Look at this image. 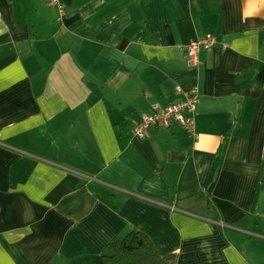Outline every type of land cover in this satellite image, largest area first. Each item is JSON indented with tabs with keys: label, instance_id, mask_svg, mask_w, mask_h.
Listing matches in <instances>:
<instances>
[{
	"label": "crops",
	"instance_id": "obj_1",
	"mask_svg": "<svg viewBox=\"0 0 264 264\" xmlns=\"http://www.w3.org/2000/svg\"><path fill=\"white\" fill-rule=\"evenodd\" d=\"M0 0V264H264V0ZM207 34L217 44L188 45ZM197 88L196 134L145 113Z\"/></svg>",
	"mask_w": 264,
	"mask_h": 264
},
{
	"label": "built area",
	"instance_id": "obj_2",
	"mask_svg": "<svg viewBox=\"0 0 264 264\" xmlns=\"http://www.w3.org/2000/svg\"><path fill=\"white\" fill-rule=\"evenodd\" d=\"M48 5L56 7L60 14L63 13V8L60 0H48ZM217 36L207 34L192 41L187 47V56L192 67H196L199 61V54L204 50H209L217 44ZM181 92L184 98L180 102L172 103L165 109L160 110L154 107L150 113H145L141 117V121L135 128V135L139 138H144L145 133L156 128H170L172 125H178L195 138L196 134V112L199 102V93L197 88Z\"/></svg>",
	"mask_w": 264,
	"mask_h": 264
},
{
	"label": "trees",
	"instance_id": "obj_3",
	"mask_svg": "<svg viewBox=\"0 0 264 264\" xmlns=\"http://www.w3.org/2000/svg\"><path fill=\"white\" fill-rule=\"evenodd\" d=\"M110 249L111 254L103 257L105 264H164L151 238L141 231L114 240Z\"/></svg>",
	"mask_w": 264,
	"mask_h": 264
}]
</instances>
